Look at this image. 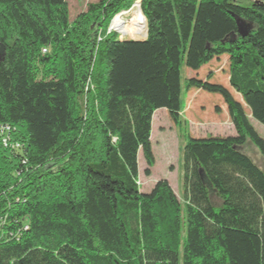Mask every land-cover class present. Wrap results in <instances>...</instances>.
Returning <instances> with one entry per match:
<instances>
[{
    "label": "trees",
    "instance_id": "1",
    "mask_svg": "<svg viewBox=\"0 0 264 264\" xmlns=\"http://www.w3.org/2000/svg\"><path fill=\"white\" fill-rule=\"evenodd\" d=\"M136 2L146 39L120 41ZM223 57L241 102L211 75L184 90L218 95L234 135H184L181 200L166 180L140 192L154 112L181 124V62ZM251 120L264 0H94L73 20L64 0H0V264H264V172L237 151L264 162Z\"/></svg>",
    "mask_w": 264,
    "mask_h": 264
},
{
    "label": "rangeland",
    "instance_id": "2",
    "mask_svg": "<svg viewBox=\"0 0 264 264\" xmlns=\"http://www.w3.org/2000/svg\"><path fill=\"white\" fill-rule=\"evenodd\" d=\"M64 1L67 4L70 19L73 20L76 14L85 10V4L94 0ZM237 4L243 7H249L251 0H237ZM139 14V4H134L130 10L118 16L120 18L122 17L121 20L124 21L127 29L126 36H121L119 32L117 33L121 39L134 40V38L141 39L143 37V21L145 19L143 18L142 20ZM118 17L116 16L114 19ZM124 25L123 30L120 32L124 31ZM115 30L119 31L117 29ZM227 68V58L225 57L211 62L197 72L186 68L183 62H181L180 76L182 90L180 106L183 118H181L182 121L179 126H174L167 114L163 112L164 110L154 112L150 134L154 165L149 170L150 175L148 177L144 175V169L146 168L145 162L142 155L140 153L138 154L137 165L140 192L148 193L157 181L166 180L174 194L181 200L183 191L181 183V152L185 143L184 135L189 133L196 138L234 135L226 108L223 106L221 98L218 95L194 89L189 92H185L184 90L186 79L199 78L204 80L208 75H211L210 83H217L224 86L237 101L241 102L240 98L229 86ZM250 122L258 136L264 140V128L255 121L251 120ZM237 151L246 155L253 164L264 172V162L258 151L249 142L237 148Z\"/></svg>",
    "mask_w": 264,
    "mask_h": 264
},
{
    "label": "bare ground",
    "instance_id": "3",
    "mask_svg": "<svg viewBox=\"0 0 264 264\" xmlns=\"http://www.w3.org/2000/svg\"><path fill=\"white\" fill-rule=\"evenodd\" d=\"M122 18V17H121ZM120 17L114 19L113 21V29H117L119 31L123 30L124 21L121 20ZM125 26V25H124ZM121 35V34H120ZM122 36V35H121ZM132 40V39H131Z\"/></svg>",
    "mask_w": 264,
    "mask_h": 264
},
{
    "label": "water",
    "instance_id": "4",
    "mask_svg": "<svg viewBox=\"0 0 264 264\" xmlns=\"http://www.w3.org/2000/svg\"><path fill=\"white\" fill-rule=\"evenodd\" d=\"M136 4H139V2H136ZM140 6V5H139ZM113 22V21H112ZM114 31V32H116V33H118L116 30H114L113 29V23H111V25H110V28H109V31ZM146 35H147V30H146ZM145 39H146V37H145ZM144 39V40H145ZM119 40L120 41H134V42H140V41H144V40H121V38H120V36H119Z\"/></svg>",
    "mask_w": 264,
    "mask_h": 264
},
{
    "label": "crops",
    "instance_id": "5",
    "mask_svg": "<svg viewBox=\"0 0 264 264\" xmlns=\"http://www.w3.org/2000/svg\"><path fill=\"white\" fill-rule=\"evenodd\" d=\"M163 112H164L165 114H167L165 110H164ZM167 116H168V115H167ZM181 118H183V116H182V112H181V114H180V119H181ZM181 121H182V119H181ZM151 128H152V121H151Z\"/></svg>",
    "mask_w": 264,
    "mask_h": 264
},
{
    "label": "built area",
    "instance_id": "6",
    "mask_svg": "<svg viewBox=\"0 0 264 264\" xmlns=\"http://www.w3.org/2000/svg\"><path fill=\"white\" fill-rule=\"evenodd\" d=\"M121 14H122V13H121ZM121 14H119L118 16H121ZM118 16H117V17H118ZM113 20H114V19H113ZM15 147H16V146H15Z\"/></svg>",
    "mask_w": 264,
    "mask_h": 264
}]
</instances>
